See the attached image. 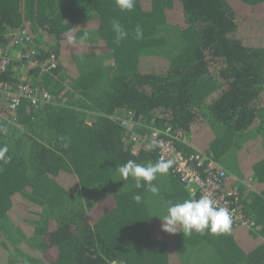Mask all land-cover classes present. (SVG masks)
<instances>
[{"label": "trees", "instance_id": "1", "mask_svg": "<svg viewBox=\"0 0 264 264\" xmlns=\"http://www.w3.org/2000/svg\"><path fill=\"white\" fill-rule=\"evenodd\" d=\"M113 20L129 32L118 46ZM23 30L57 67L0 70V82L26 73L52 95L12 111L0 91L11 157L0 163V264H264V0H135L123 12L115 0H0V44ZM128 113L137 145L121 125ZM168 126L191 137L177 142L186 153L254 180L236 203L255 229L162 230L169 201L195 198L171 169L153 194L118 167L159 160L144 135Z\"/></svg>", "mask_w": 264, "mask_h": 264}, {"label": "built area", "instance_id": "2", "mask_svg": "<svg viewBox=\"0 0 264 264\" xmlns=\"http://www.w3.org/2000/svg\"><path fill=\"white\" fill-rule=\"evenodd\" d=\"M40 52L34 46L33 35L27 30L13 34L9 46L0 44V70L6 71L16 61L26 68H40L41 73L57 67L55 55L47 60L41 61L38 57ZM0 91L5 94L10 110H16L23 100H26L33 107L40 106L52 98L50 92L42 90L40 86H33L26 73H23L18 83L0 82ZM16 121V118H12ZM137 122L131 113L121 118V125L131 134V143L137 145L143 140L141 134H133ZM133 134V136H132ZM157 144L159 158L171 160V171L180 177L181 182L195 199L201 195H211L212 198L222 207L229 209L232 221L235 225L249 230L257 227L256 221L245 213L236 203L240 199V185L250 186L253 179H242L225 168V166L201 151L186 153L179 148L177 142L191 146V137L183 131H173L171 126L167 128L151 127V130L144 135ZM232 179L233 183L226 182ZM111 264H121L113 261Z\"/></svg>", "mask_w": 264, "mask_h": 264}, {"label": "clouds", "instance_id": "3", "mask_svg": "<svg viewBox=\"0 0 264 264\" xmlns=\"http://www.w3.org/2000/svg\"><path fill=\"white\" fill-rule=\"evenodd\" d=\"M116 6L123 11H132L135 7V0H115ZM112 30L115 33L114 43L118 46L122 40L126 39L129 32L123 27L119 20H113ZM136 39L143 38V29L137 25L134 29ZM9 149L7 145L0 146V163L7 164L11 157L7 155ZM136 155L135 152L132 153ZM172 165L171 160L163 158L155 163L141 164L133 160L118 167L122 180L127 181L133 178L137 188H145L153 194L158 193L159 188L152 182L156 180L158 174H167ZM136 203H140L142 196H133ZM162 230L168 233L182 232L184 236H190L193 232L204 234L205 231L211 234H227L231 230L232 216L228 208L220 206L211 195H201L197 199H185L182 202L172 203L169 201L166 214L162 218Z\"/></svg>", "mask_w": 264, "mask_h": 264}, {"label": "crops", "instance_id": "4", "mask_svg": "<svg viewBox=\"0 0 264 264\" xmlns=\"http://www.w3.org/2000/svg\"><path fill=\"white\" fill-rule=\"evenodd\" d=\"M185 190L189 193V191L186 189V187H185Z\"/></svg>", "mask_w": 264, "mask_h": 264}]
</instances>
